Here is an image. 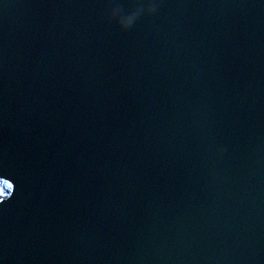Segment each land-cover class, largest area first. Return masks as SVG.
<instances>
[{"label": "water", "instance_id": "obj_1", "mask_svg": "<svg viewBox=\"0 0 264 264\" xmlns=\"http://www.w3.org/2000/svg\"><path fill=\"white\" fill-rule=\"evenodd\" d=\"M0 264H264V0H0Z\"/></svg>", "mask_w": 264, "mask_h": 264}, {"label": "snow or ice", "instance_id": "obj_2", "mask_svg": "<svg viewBox=\"0 0 264 264\" xmlns=\"http://www.w3.org/2000/svg\"><path fill=\"white\" fill-rule=\"evenodd\" d=\"M13 185L8 180H0V199L9 195L12 191Z\"/></svg>", "mask_w": 264, "mask_h": 264}, {"label": "rangeland", "instance_id": "obj_3", "mask_svg": "<svg viewBox=\"0 0 264 264\" xmlns=\"http://www.w3.org/2000/svg\"><path fill=\"white\" fill-rule=\"evenodd\" d=\"M0 180H3V179L0 178Z\"/></svg>", "mask_w": 264, "mask_h": 264}]
</instances>
